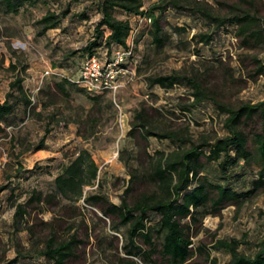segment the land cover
<instances>
[{"label": "rangeland", "instance_id": "374dc122", "mask_svg": "<svg viewBox=\"0 0 264 264\" xmlns=\"http://www.w3.org/2000/svg\"><path fill=\"white\" fill-rule=\"evenodd\" d=\"M96 1L35 0L32 4L25 2L16 12L6 11L0 5V100L5 99L8 84L15 77L22 78L23 89L30 98L26 104L19 100L17 91L11 90L8 99L13 102V109L0 120V184L5 185L0 191V264L16 256L14 264H52L39 253L48 233V226L42 221L62 212V206L69 202L58 196L57 205L38 212L28 209L18 228L12 215L15 205L23 202L31 190L42 194L53 191L59 166L79 149L86 148L97 165L96 180L83 188L84 193L99 191L112 202L120 201L131 174H143L148 166L140 142L127 133L134 112L141 107L148 109L154 129L176 131L180 137L188 138L149 136V154L187 147L191 141L211 140L225 133L224 114L209 99L181 111L192 99V88L184 79L165 89L149 85L147 76L175 71L199 80L224 102L234 105L264 99V77L242 81L237 61L242 50L236 45L233 25L216 27L196 13L172 7H166L162 15L161 44L153 39L145 15L128 14L118 8L112 11L131 26L126 38L130 47L128 73L115 91L91 94L68 83L66 93L57 91L54 83L63 79L62 74H75L87 54L84 45L100 18ZM158 1L141 0L140 8L145 12ZM202 1L215 12L225 13V5L235 0ZM258 4L264 16V0H258ZM65 7L69 11L56 27L42 30L36 22L46 11L60 12ZM197 32H207L211 39L196 43L193 34ZM254 52L264 58V47ZM94 53L100 54V49L96 48ZM220 57L224 62L219 61ZM227 66L232 68L230 73ZM45 127L49 131L44 136V148L35 150L33 147ZM256 172L254 161H239L229 169L227 180L235 190L245 191L252 188ZM201 173L213 182L224 180L216 162L206 163ZM147 187L148 184H141L139 189ZM75 205L76 208L67 210L74 213L69 220L78 222L83 218L91 228L85 255L76 264H116L117 256L123 255L121 246L127 241L125 225L111 229L108 221L98 219L81 199ZM148 216L155 243L149 251L154 258L158 253L160 235L155 229L159 216L152 212ZM213 237H236L240 240L239 252L256 251L257 243L264 239V184L253 188L240 201L225 205L218 214L203 216L197 234L192 237V246L200 243L208 248ZM209 251L219 262L229 259V254L221 249ZM192 259L195 264H206L204 258L194 255Z\"/></svg>", "mask_w": 264, "mask_h": 264}, {"label": "trees", "instance_id": "16d2710c", "mask_svg": "<svg viewBox=\"0 0 264 264\" xmlns=\"http://www.w3.org/2000/svg\"><path fill=\"white\" fill-rule=\"evenodd\" d=\"M25 2L32 4L35 0H0V5L6 11L16 12ZM141 5V0H97L100 18L93 26L91 38L84 45L83 49L87 52L85 57L93 54L96 48L106 47L110 53L113 46L126 44L131 26L127 20L113 15L115 8L128 14L145 15L149 19L153 39L161 44L162 15L166 7H172L196 13L216 27L233 25L236 45L242 50L237 56L242 81L264 77V58L254 52L264 47V16L259 12L258 0H235L225 5V13L215 12L210 4L202 0H159L145 12ZM68 11V7L60 12L48 10L36 22L42 30L56 27ZM193 39L196 43H207L211 35L197 32L193 34ZM219 61L224 62L221 57ZM226 69L229 73L232 70L229 66ZM146 79L149 85L157 84L165 89L184 79L192 88V99L181 107V111L190 110L202 100L209 99L218 112L224 114L222 126L225 133L211 140L191 141L187 147L170 151L154 150L149 154L146 151L149 136L172 140L188 138H181L176 131L154 129L148 109L141 107L134 112L127 133L140 142L148 166L143 174H131L118 203L110 201L99 191L84 193L83 188L96 180L97 165L90 152L81 148L73 158L59 166L53 191L42 194L33 189L23 202L15 205L12 215L14 225L18 228L29 213L28 209L38 212L43 207L57 205L58 196H61L69 204L62 206V212L54 214L50 220L42 221L43 225L48 226V233L39 253L52 264L79 263L90 242L91 228L83 218L78 222L69 220L74 213L67 210L76 208L75 202L81 199L91 207L98 219L104 223L108 221L111 229L125 225L127 241L121 246L123 255L117 256L116 264H195L196 260L192 259L194 255L204 258L206 264H264V239L257 243L256 251L251 254L237 250L240 240L236 237H213L208 248L200 243L192 246V237L197 234L203 216L218 214L225 205L240 201L253 188L264 184V99L229 104L199 80L175 71L150 75ZM65 83L75 85L63 78L55 82L54 87L66 93ZM8 86L5 99L0 100V120L13 109V102L8 99L11 90L17 91L19 100L30 103L22 86V78L15 77ZM48 131L49 128L45 127L44 134L33 147L35 150L44 148V136ZM239 161L248 164L254 161L257 165V178L253 180L252 188L245 191L235 190L227 180L229 169ZM209 162H216L224 178L222 182H213L201 173L203 166ZM141 184H148V187L139 189ZM4 188L5 185L0 184V191ZM151 212L159 216L155 229L160 235L158 253L154 258L149 251L155 245L148 216ZM26 227L32 229L31 226ZM113 238L117 240V236L113 235ZM210 249L227 252L229 259L217 261L210 255ZM16 260L17 256L6 264H14Z\"/></svg>", "mask_w": 264, "mask_h": 264}, {"label": "built area", "instance_id": "2783aa9c", "mask_svg": "<svg viewBox=\"0 0 264 264\" xmlns=\"http://www.w3.org/2000/svg\"><path fill=\"white\" fill-rule=\"evenodd\" d=\"M99 49L100 54L93 53L80 62L75 74H62V77L91 94L115 91L128 73L126 61L130 47L127 43L115 45L110 53L106 47Z\"/></svg>", "mask_w": 264, "mask_h": 264}]
</instances>
